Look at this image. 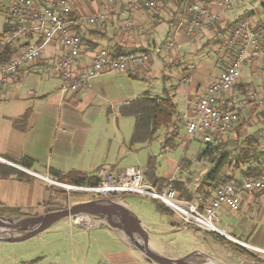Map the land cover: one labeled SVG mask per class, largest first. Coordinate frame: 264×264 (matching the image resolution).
<instances>
[{
    "label": "crops",
    "instance_id": "crops-1",
    "mask_svg": "<svg viewBox=\"0 0 264 264\" xmlns=\"http://www.w3.org/2000/svg\"><path fill=\"white\" fill-rule=\"evenodd\" d=\"M142 1L75 0L72 3L69 28L71 32L81 38L82 69L90 65L94 53L100 48H105L110 55L134 52L150 53L151 49H155L157 45L161 44L162 46L163 43L172 41L173 46L169 51L173 57L171 56L168 60L171 61L173 58L172 61H175V59L186 55L188 44H192L197 50H199V46H206L210 42L216 44L215 51L218 54L216 62L223 63L220 72L211 74L212 67L199 61L191 71L188 84L180 79L177 85L172 84L168 91L164 90V97L169 95L177 107L175 124L166 129L167 134L173 138L177 136V133L173 136L171 132L176 131L177 124L183 120L185 126V123L194 117L193 100L195 95L219 78L228 67L232 49L226 48L225 41L231 37L233 25L243 19L249 20L253 27L264 22V0L258 1L255 10H250L248 5L254 4L257 0H244L246 4L236 2L222 4L217 0H208V11L216 17L215 25L195 36L185 35L179 24L194 15L196 0H154L155 6L152 8L143 6ZM258 6L261 7L258 8ZM93 16L97 17L95 23L87 24L86 19ZM7 19L9 20V15H7ZM160 24H165L168 28L158 32ZM0 36L1 39L2 33ZM42 36L41 28L33 26L28 35L18 40L19 44H17L18 42H16L17 45L13 44L17 49L25 44L39 45L41 59L36 63L24 65L27 72L23 79L6 87H0V159L6 163L3 160L0 162L11 164L12 167L18 169L17 167L21 166L4 158L18 162L24 156L32 160L30 169L24 167H21L24 170L19 169L30 175V181L15 177L0 178V213H5L0 217L3 218L16 220V217L37 216L53 209L51 206L56 204L57 200L53 198L52 191L49 190V183L38 175L52 178L50 171L64 173L71 170L84 174L94 173L95 175L99 168H103L107 174L115 177L123 171L126 167L120 168L121 164L109 157V148L105 147L101 152L100 147L94 148L88 145V128L82 125L84 111L92 106L97 97L106 103H118L119 106L131 101L122 87L118 83L116 85L109 75L116 74L115 78L128 76V78L138 79V77H146L155 73L153 58L150 55V61L143 65L127 68L124 71L103 72L100 76L91 79L85 89L62 92L61 78L52 73L43 72L40 64L61 58L64 55V48L57 38L44 42ZM203 39L206 40L199 43ZM169 51L164 52L169 53ZM155 53L157 58L163 62V66H166L167 61L164 60L166 58L160 52ZM30 76H38L41 79L51 78L56 80L57 84L52 81L55 82V85L47 88L46 84L42 83L41 85ZM162 77L165 79V75ZM262 83H264V61L247 63L241 69L240 77L230 94L233 97H238V94H246L248 84L258 87ZM263 89L264 85L258 90L262 91ZM145 94L152 96L147 91L142 95ZM179 99L182 101V106ZM119 106L116 107L119 108ZM106 109L107 111L112 110L111 106ZM26 111H29L28 116L25 122L21 123L24 128L15 126L14 124L20 121ZM260 112L264 116V108ZM252 121L257 122L258 119ZM249 125L251 124L247 120L240 127L239 125L234 126L225 136L215 139L212 145L218 149L214 153L198 158V154L203 149L199 150L195 157L199 171H195V169L183 171L180 163L179 177L174 179L169 176L164 179L179 180L191 192H195L203 175L215 165L222 153H226L231 159L229 162L232 163L231 165L230 163L225 164V174L231 178L230 180L242 179L244 167L234 166L236 155L244 148V145L238 143L241 137L238 136L236 130L239 131L241 128L244 131ZM125 151L124 146H120L119 153L123 154ZM34 167H39L41 170H35ZM194 171L198 174L195 173L197 175L191 179L188 172ZM212 192L215 194L209 197L194 195L192 200L202 202L213 198L217 189ZM82 200L84 201V199L79 201ZM116 202L131 211L130 206L124 201L123 203ZM11 209H18L21 213L20 216L6 213ZM169 214L172 216L164 217L163 224L160 226H148L139 220V223H135V221L130 225L126 223L125 227H129L128 229L111 227L105 217L90 215L83 219L94 218L92 221L97 222L96 227H103L106 232L108 231L107 233L118 235L124 247L112 248L109 254L121 259L122 262L119 264H161L146 260L145 253L133 244L131 233L135 238L146 240L147 246L152 252L169 259L188 258L187 264H212L211 260L214 261L213 264L264 263V261L261 263V260H264V192L251 195L242 194L240 209L237 211L226 208L219 211L218 222L223 226L220 228L224 232L223 235L194 226H186L174 213ZM64 220H68V218ZM74 222L76 221L74 220ZM100 223H104L103 226H100ZM1 230L7 236L19 234L15 232L10 234L6 229ZM152 232L160 235L157 240L160 247L153 241ZM210 233H214L216 237ZM173 235L178 244L176 250L172 249L167 242ZM217 235L244 248L248 254L241 253L231 244L220 241ZM228 248H230L229 252L226 251ZM257 256L260 260L255 258ZM13 261L1 259L0 264H33L31 261L22 263Z\"/></svg>",
    "mask_w": 264,
    "mask_h": 264
},
{
    "label": "built area",
    "instance_id": "built-area-1",
    "mask_svg": "<svg viewBox=\"0 0 264 264\" xmlns=\"http://www.w3.org/2000/svg\"><path fill=\"white\" fill-rule=\"evenodd\" d=\"M74 1L10 0L7 2V11L13 31L8 37L0 39V50L8 43L28 35L33 26L41 28L44 42L57 38L64 48V55L59 59L45 61L40 64V67L43 72L52 73L61 78L62 92L85 89L91 79L100 76L103 72L124 71L150 61L149 52L110 55L105 48H100L94 53L90 65L82 69L81 38L69 28ZM196 1L194 15L179 24L187 36L200 34L213 27L216 22V17L208 11V0ZM217 1L222 4L231 2L246 4L244 0ZM258 1L248 5L250 10L256 9ZM142 5L152 8L155 6V1L143 0ZM96 20L97 17H89L86 23L91 25ZM172 46V41H167L159 49L156 48L155 52L169 51ZM225 46L232 49L228 67L219 78L194 97V117L185 123L190 140L198 134L204 144H212L215 139L225 136L234 126L241 124L242 115L247 110V103L232 100L230 93L245 64L264 61V22L253 27L247 19L238 21L233 25L231 37L225 41ZM40 59L39 45L25 44L19 47L8 62L0 64V87H6L23 79L27 72L24 65L36 63ZM188 78V75H184L183 82L186 83ZM248 96L249 102L262 103L264 89L259 93L250 92ZM38 176L49 184L65 187L52 178ZM97 176L98 183L95 186L80 188L71 186V188L87 191L100 197L124 194L148 197L165 205L184 225L222 235L224 232L216 226V222L219 221V211L222 208L237 211L240 209L242 194L264 192V170L255 177L223 182L218 187L215 197L202 202L178 198L177 192L170 185L162 188L154 185L146 179L145 172L139 167H126L115 177L107 174L105 169L99 168ZM172 180V178L169 179V181Z\"/></svg>",
    "mask_w": 264,
    "mask_h": 264
},
{
    "label": "rangeland",
    "instance_id": "rangeland-1",
    "mask_svg": "<svg viewBox=\"0 0 264 264\" xmlns=\"http://www.w3.org/2000/svg\"><path fill=\"white\" fill-rule=\"evenodd\" d=\"M9 1L10 0H0V34L3 31V24L9 22L7 19V15H9L7 11V2ZM260 7L261 6H258V8ZM159 26V29H157L158 32L168 28L165 24H160ZM205 40L206 39L200 40L199 43H203ZM16 42L18 41L14 40L13 44L17 45L20 43L18 42L16 44ZM160 47L161 44L156 46L158 49ZM186 48V55L175 59V61H172L173 58L171 61L168 60L172 56L170 51L166 53L161 50L160 54L164 56L166 58L164 60L167 61V63H165L167 64L166 66H163V62L157 58L155 49L152 48L150 55L151 58H153V65L155 68V73L152 75L138 77V79L128 78V76H125V78H115L116 74H111L109 76L112 77V81L115 82L116 85L118 83L122 87L123 91H125L132 100V98L144 94L145 91L152 96L164 97V90L168 91L169 86L172 84L177 85L184 75H188L190 78L191 71L194 70L199 61L211 66V74L213 75L222 70L223 63L216 62L218 54L215 51L216 44L214 42H210L203 47L199 46V50L193 47L192 44H188ZM162 75H165V79ZM37 77L38 76H30V78L37 80L41 85L42 83L46 84L47 88L55 85L56 80ZM189 78L186 84H188ZM263 85L264 83L256 87L253 84H248L246 94H238V97H233L231 95L232 100L236 102L244 101L247 103V110L242 115L239 127L247 120L251 124L244 131L241 128L237 131L238 127L236 128L238 136L241 137L238 142L239 144H242L246 135H253L255 133L262 134L264 141V116H262L260 112V110L264 108V102L256 105L249 102L248 96L250 92H261V90L258 89L262 88ZM178 101L182 106V101L180 99ZM119 105L120 104L113 102L106 103L103 99L97 97L92 106L84 111L82 125L88 128V145L94 148L100 147L101 152L105 147L109 148V157L112 160H116L117 163L119 162L121 164L119 165L120 168L134 166L146 171L150 158L152 161L153 173L159 178H169V176H172L174 179L178 178L180 163L183 171H193L194 169L195 171H199L195 157L199 150L204 149L206 145L200 140V135L198 134H196L193 139L189 140L188 133L183 125V120L177 124V136L173 138L167 134L166 129L168 127H161L152 142L131 145L129 141L133 131L134 119L129 116L117 115L118 107L116 106ZM108 106H111V111H107L106 108ZM251 119H258V121L254 122ZM169 138L172 139L170 142L173 143V146L165 145V140ZM262 143L264 147V142H261V144ZM120 146H124L126 149L123 154L119 153ZM263 147L258 148L263 149ZM23 157L24 156L21 158ZM34 169L41 170L39 167H34ZM195 171L191 173L188 172L191 179L198 174V172ZM67 172L70 171H65L64 173ZM53 173L55 172L50 171L52 179L59 182V178L54 176ZM195 173L197 174L195 175ZM60 174L63 173L61 172ZM67 182L69 181H66V183H59L78 188L90 187L75 186ZM49 185V190L52 191L53 198L57 200V203L51 206L53 209L57 207H69L71 204L81 199H86L90 195L96 196L90 192L75 188L69 189L53 184ZM212 194L214 195L215 193L211 192V195ZM109 197H111L113 201L122 203L124 201L127 203L131 208V212L148 226H160L163 224L162 221L164 217L172 216V214L160 212L158 207H160L162 203H158L156 200L148 197L138 194L111 195ZM168 210L172 212L170 209ZM93 219L94 218H88V220H86V218L83 219V217H81L78 218L76 222L72 219H63L44 231L17 242L2 241L0 236V260L6 259L9 262H14L13 260H16L19 263L31 261L33 264H119L122 260L109 253L112 248L124 247V244H122L118 235H114V233L110 232L107 233L108 231L106 232L103 227H96L95 224H97V222H93ZM14 220L13 218L12 221ZM216 226L219 229L223 228L220 222H216ZM11 233L13 232H10V234ZM210 235L216 237L214 233H210ZM151 236L155 244L160 247L157 242L160 235L152 232ZM167 242L172 249H177L178 244L176 243V237L174 235L171 236L170 240ZM226 251L229 252L230 248L226 249ZM255 258L260 260L258 256ZM263 261L264 260H261V263Z\"/></svg>",
    "mask_w": 264,
    "mask_h": 264
},
{
    "label": "trees",
    "instance_id": "trees-1",
    "mask_svg": "<svg viewBox=\"0 0 264 264\" xmlns=\"http://www.w3.org/2000/svg\"><path fill=\"white\" fill-rule=\"evenodd\" d=\"M12 31V25L9 22H6L3 25L2 37H8L11 35ZM17 51V47H15L12 42L5 45L0 50V64L8 62ZM118 112L120 116H129L134 119L133 131L130 137V144L134 145L136 143L152 142L161 127H169L175 124L174 118L177 112V107L169 95H166L165 97H152L145 94L129 101L128 103L122 104L119 106ZM28 113L29 111H26L20 121L16 122L14 125L17 127L21 126V123L25 122ZM171 134L174 136L176 131L173 130ZM171 138L165 140V145L173 146V143L170 142V140H172ZM261 142H263V135L260 133L248 135L242 141L244 148H242L241 152L236 155V163L234 162V166L237 168L244 167L242 170L243 177H255L260 175L261 171L264 170V150L258 148L263 146V143L261 144ZM205 145V148L198 154V158L206 154H212L218 149L212 144ZM4 159L27 169H30L32 166V160L27 157L20 159L18 162H14L8 158ZM229 160L231 159H229V156L226 153L220 154L215 165L203 175L195 192H191L185 184L179 180L169 181L168 179L156 177L153 173V166L150 158L148 160L145 176H147V179L151 183L158 185L160 188L170 185L177 192L178 198L192 201L194 195L197 194L209 197L212 191L218 189L222 184V181L231 179L224 171L225 164H232ZM53 175L59 178V182L66 183V181H69L67 182L68 184L75 186H95L98 183V177L94 174H84L79 171H70L63 174L55 172ZM10 177H15L20 180H31L30 175L25 172L0 162V178ZM157 202L159 203V201ZM158 209L164 214L171 213L162 204ZM6 213L15 216H20L21 214L18 209H11ZM4 215L5 213H0V216ZM217 237L220 241L234 246L239 252L248 254L244 248L231 243L219 235H217Z\"/></svg>",
    "mask_w": 264,
    "mask_h": 264
},
{
    "label": "water",
    "instance_id": "water-1",
    "mask_svg": "<svg viewBox=\"0 0 264 264\" xmlns=\"http://www.w3.org/2000/svg\"><path fill=\"white\" fill-rule=\"evenodd\" d=\"M0 160L2 161L3 159ZM17 168L24 170L21 167ZM121 211L126 212V214L130 217L131 223L133 221H135V223L140 222L139 219L131 211L124 208L116 201L106 198L101 200L99 199L87 202H80L63 210L50 211L37 216L23 218L16 217V220L14 221H12L11 218L0 217V235L2 236V241L17 242L44 231L45 229L60 220L68 218L76 221L78 218L87 217L90 215L105 217L106 220L110 222L111 227H118L119 229H128L129 227H125V224L123 223ZM103 224L104 223H100V226H103ZM1 229H6L9 232H15L19 234H17L16 236H7ZM131 239L133 244H135L137 248H139L145 253L147 261H155L161 264H187L186 260L188 258L169 259L152 252L147 246L146 240H142L141 238H135L133 237L132 233Z\"/></svg>",
    "mask_w": 264,
    "mask_h": 264
},
{
    "label": "flooded vegetation",
    "instance_id": "flooded-vegetation-1",
    "mask_svg": "<svg viewBox=\"0 0 264 264\" xmlns=\"http://www.w3.org/2000/svg\"><path fill=\"white\" fill-rule=\"evenodd\" d=\"M106 198H108V199H110V200H112V198L111 197H109V196H107V197H100V196H89V197H87L86 199H84V201L82 200V201H77V202H75L74 204H77V203H80V202H87V201H93V200H101V199H106ZM74 204H71L69 207H71L72 205H74ZM66 208H68V206H66V207H57V208H55V209H52L51 211H59V210H63V209H66ZM49 212V211H48ZM122 212V218H123V223L124 224H131V220H130V217L126 214V212H124V211H121ZM125 226H127V225H125Z\"/></svg>",
    "mask_w": 264,
    "mask_h": 264
},
{
    "label": "bare ground",
    "instance_id": "bare-ground-1",
    "mask_svg": "<svg viewBox=\"0 0 264 264\" xmlns=\"http://www.w3.org/2000/svg\"><path fill=\"white\" fill-rule=\"evenodd\" d=\"M65 187H66V188H69V189L71 188V186H68V185H65ZM210 262H211L212 264L214 263V261H212V260H211Z\"/></svg>",
    "mask_w": 264,
    "mask_h": 264
}]
</instances>
